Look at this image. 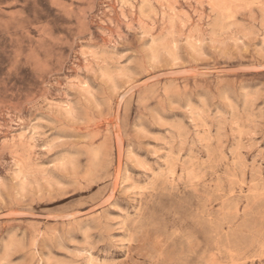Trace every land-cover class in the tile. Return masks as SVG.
Returning <instances> with one entry per match:
<instances>
[{
  "label": "rangeland",
  "instance_id": "374dc122",
  "mask_svg": "<svg viewBox=\"0 0 264 264\" xmlns=\"http://www.w3.org/2000/svg\"><path fill=\"white\" fill-rule=\"evenodd\" d=\"M0 264H264V0H0Z\"/></svg>",
  "mask_w": 264,
  "mask_h": 264
},
{
  "label": "bare ground",
  "instance_id": "6f19581e",
  "mask_svg": "<svg viewBox=\"0 0 264 264\" xmlns=\"http://www.w3.org/2000/svg\"><path fill=\"white\" fill-rule=\"evenodd\" d=\"M167 236V235H166ZM182 243V242H181ZM156 249V248H155ZM187 262V261H186Z\"/></svg>",
  "mask_w": 264,
  "mask_h": 264
}]
</instances>
